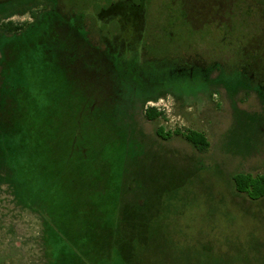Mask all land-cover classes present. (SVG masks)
<instances>
[{"label":"rangeland","instance_id":"obj_1","mask_svg":"<svg viewBox=\"0 0 264 264\" xmlns=\"http://www.w3.org/2000/svg\"><path fill=\"white\" fill-rule=\"evenodd\" d=\"M58 1L91 38L140 34L156 60L216 69L148 120L122 108L101 50L63 41L52 18L51 34L40 22L1 29L0 264H264V196L248 184L264 175V100L217 82L264 95V0ZM50 4L21 0L0 17ZM113 4L123 22L100 18Z\"/></svg>","mask_w":264,"mask_h":264},{"label":"flooded vegetation","instance_id":"obj_2","mask_svg":"<svg viewBox=\"0 0 264 264\" xmlns=\"http://www.w3.org/2000/svg\"><path fill=\"white\" fill-rule=\"evenodd\" d=\"M21 0H0V11L3 9L9 8L8 5L11 3H19ZM52 4L50 6L42 9V12L38 13L35 8L30 10H23L14 13V10L7 13H13L11 17L1 20V23H9L13 17L29 15L31 17V22L33 23V15H37L39 19L44 20V15L48 14V18H52V21L56 23L61 31L66 35L60 37L63 41H71L72 43H82L90 47H94L96 51L101 50V63L104 67V74L110 79V84H112L113 91L116 92L119 96L126 91V96L122 97L126 99L125 101L121 100L122 108L131 110L135 106H141L143 98L146 96L143 93L149 94L151 91L153 95L160 94L161 96L157 100L146 101L141 107H144L145 110L149 108V103H156L161 100L163 97L172 95L171 89L162 87V84L167 82L171 78L173 63H168L169 61L165 60H156L155 57L147 55V50L141 46L140 34L137 38L133 39L132 42L119 44L116 41H110L109 38L101 37L99 39H94L90 37V34L87 30V24L81 22L78 16L73 14H67L62 11L58 0H51ZM138 11L139 16H136L135 12L134 22L136 26L135 30H140L141 28V9L138 7L135 9ZM102 9L99 12L100 18L102 14L113 13L116 21L125 20L124 9L118 4H113L111 10ZM1 19V18H0ZM62 28V29H61ZM60 32V31H59ZM61 35V33L59 34ZM58 35V36H59ZM57 44H59V37L56 39ZM129 51L125 55L126 50ZM92 50V49H91ZM125 50V51H124ZM95 51V52H96ZM188 65V63H186ZM186 65V66H187ZM196 67L200 72H204L203 65L200 67L193 66L190 68L189 73L193 74V68ZM188 68V66H187ZM179 70V69H178ZM144 85L146 90H141ZM142 87V88H141ZM157 89V90H154ZM120 99V98H119ZM136 101V102H134Z\"/></svg>","mask_w":264,"mask_h":264},{"label":"trees","instance_id":"obj_3","mask_svg":"<svg viewBox=\"0 0 264 264\" xmlns=\"http://www.w3.org/2000/svg\"><path fill=\"white\" fill-rule=\"evenodd\" d=\"M142 7H143L142 2H140L139 8H142ZM12 15H14V14L13 13H6L5 15H2L0 17L1 18L0 19V30L1 29H6L8 31H18L22 26L28 25V23H24V24H15V23H12V22L1 23L2 19L11 17ZM33 17L35 19L33 24H36L38 22L43 23V24L45 23L44 27H46V29L48 28L47 30L51 34L52 30L49 27H51L53 24L51 23L50 20L48 21V19H50V18H48L49 17L48 14L44 15V20H42V19L40 20L39 19L40 16L38 17L37 15H33ZM261 21H263V20H261ZM186 63L187 62H185V61L181 62L180 60L178 61V64H176L174 62L173 63V70H172L171 78L168 79L167 82L165 81V83L162 84V87H165V88H168V89H171V90L172 89L173 90H177V89H183V88L190 89V88H193L194 86L203 87L204 83L209 80V77H208L209 73H211L212 70L215 71V69H216L215 68L216 66L213 67L211 70L204 68L205 71L204 72H200L199 69L194 67L193 68V72L194 73L190 74L189 73L190 68L195 66V65L192 63V66H191L189 64L187 65ZM186 65L188 66V68H187ZM219 70H220V68H218V72H219ZM242 74H244V73H242ZM254 77H255V74H254V76L253 75L249 76L250 82L252 80H254ZM217 82L220 83L221 85H223V87H225L226 89H229V88H227V86H228L231 89H233L234 91L243 90V89L245 90L247 88L248 90L246 89V91L255 92V93L258 94V96L260 98H262L264 100V95H261L257 91H254V90L248 88V85H247L246 81H244V80H234L232 82H229V84L224 83L222 80H219ZM256 85H258V87L259 86L262 87V85L260 83L256 84ZM142 87H141L142 91L146 90L144 85H142ZM148 93L149 94L143 93L146 96L143 98V100L141 102V106L146 101L157 100L161 96L160 94L151 96L150 94H152V93L150 91ZM144 114H145V116H146V118L148 120H153V119H156V118H158L160 116V112H158L156 110V108H154V107L147 108L144 111ZM159 134H162V133L157 132L158 136H159ZM176 134L177 135L180 134V135L184 136L185 140L188 143H190L192 146H194L198 151H203V150H205L207 148V141H206L205 137L199 132L189 131L188 133L183 135V133L178 131V132H176ZM241 184H244V182H241ZM248 184H249V187L251 188V191L253 193H255L256 195H259V196H264V175H259L256 178H251L250 180H248Z\"/></svg>","mask_w":264,"mask_h":264},{"label":"built area","instance_id":"obj_4","mask_svg":"<svg viewBox=\"0 0 264 264\" xmlns=\"http://www.w3.org/2000/svg\"><path fill=\"white\" fill-rule=\"evenodd\" d=\"M154 104L153 103H149V106L150 107H155V106H153ZM158 109V108H157Z\"/></svg>","mask_w":264,"mask_h":264}]
</instances>
